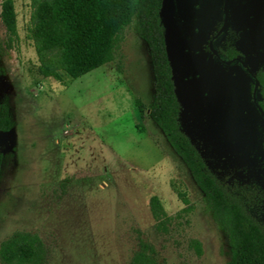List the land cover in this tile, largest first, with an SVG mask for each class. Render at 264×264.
<instances>
[{"label":"rangeland","instance_id":"rangeland-1","mask_svg":"<svg viewBox=\"0 0 264 264\" xmlns=\"http://www.w3.org/2000/svg\"><path fill=\"white\" fill-rule=\"evenodd\" d=\"M14 2L19 39L4 55L0 76V101L10 97L14 121L0 145L12 156L0 182V247L24 234L41 248L40 264H131L143 242L158 264H225L226 235L191 172L149 110L138 116L135 98L149 105L154 72L135 24L122 32L113 61L63 83L37 72L26 36L31 0ZM0 38H6L1 19ZM228 101L220 94L190 125L201 128L203 146L222 143L232 147L224 150L229 154L242 141L230 138L241 120H233ZM233 152L209 158L223 166L216 174L229 182L255 174L264 186L262 166L244 155L238 165L239 150ZM178 191L187 192L190 207ZM152 196L167 213L164 223L152 214Z\"/></svg>","mask_w":264,"mask_h":264},{"label":"trees","instance_id":"trees-1","mask_svg":"<svg viewBox=\"0 0 264 264\" xmlns=\"http://www.w3.org/2000/svg\"><path fill=\"white\" fill-rule=\"evenodd\" d=\"M162 1L31 0L26 36L34 44L37 72L64 83L66 76L77 79L104 66L114 60L124 29L135 24L139 36L148 45L154 72V95L149 105L141 97L135 98L138 116L143 119L149 110V118L191 172L214 221L226 235L229 252L225 264H264V188L256 182L221 179L182 130L181 106L175 94L160 18ZM0 19L6 28V38H0L1 76L6 72L2 59L19 39L14 0L0 1ZM237 38L230 31L227 57L241 56L234 45ZM257 77L263 97L260 105L264 109V69H260ZM13 126L12 100L5 96L0 101V130L7 132ZM11 162L10 154L0 153V182ZM178 194L189 206L187 192L178 191ZM150 208L160 223L168 219L157 196L151 197ZM152 253V247L142 242L131 264H158ZM0 258L4 264H40L42 251L35 240L17 234L2 243Z\"/></svg>","mask_w":264,"mask_h":264},{"label":"water","instance_id":"water-1","mask_svg":"<svg viewBox=\"0 0 264 264\" xmlns=\"http://www.w3.org/2000/svg\"><path fill=\"white\" fill-rule=\"evenodd\" d=\"M160 18L175 94L181 106L179 121L183 132L214 172V168L223 166L213 165L209 158L216 154L232 156L237 150L238 165L243 155L247 163L257 165L264 159V109L260 105L263 97L257 77L264 69V0H163ZM219 23L218 33L225 35L232 29L238 35L235 47L241 56L236 62H222L215 57L217 51L209 40ZM208 43L212 52L206 50ZM230 84L234 87V99L231 105L227 103L228 110L241 120L240 127L231 130L230 138L242 141V145L228 154L224 150L232 147L222 143L203 146L198 141H205L201 128L190 122L198 120L200 111L223 95L225 86L230 88ZM10 131L0 130V145L3 133Z\"/></svg>","mask_w":264,"mask_h":264},{"label":"flooded vegetation","instance_id":"flooded-vegetation-1","mask_svg":"<svg viewBox=\"0 0 264 264\" xmlns=\"http://www.w3.org/2000/svg\"><path fill=\"white\" fill-rule=\"evenodd\" d=\"M220 27H221V23H219L217 25V30L215 32H213V34H212V36H211V38L209 40V43L212 42L213 47L217 51V55H215V57H216L217 60H220L222 62H225V61H228V60H233L234 62H236L237 61L236 55H234L232 57H227L225 55V51H226V48H227V42H228V39H229L230 31H233V30L232 29H229L228 32H227V34L224 35L223 33H218ZM236 35H237V33H236ZM236 40H235V42H236ZM235 42H234V45H235ZM209 43L206 46V50H208V51H210ZM210 52H212V51H210ZM223 64L226 67L228 66L226 63H223ZM226 87L227 86H225V88L223 90V95L227 96V98L229 99L228 104L231 105V103H232V101L234 99V89H233L234 87L231 84H230V88H226ZM260 89L261 88L259 86V89L258 90H260ZM251 92H252V95H253L254 94V85L253 84L251 86ZM257 93H258V91L256 92V95H257ZM225 106L226 105H224V107ZM229 109H230V106H229ZM229 113L232 116L233 120L237 122L238 117H236V115H233L230 110H229ZM235 125H236V123H235ZM230 130H232V129H230ZM258 164L262 166L260 169H264V159L263 160H260ZM252 166H254V165H252ZM250 169H252V168L246 169L247 170L246 171L247 174L250 171ZM263 176L264 175H262V176L259 175V181L260 182H261ZM257 177H258V175H257ZM257 177L255 176V174H254V176H245L244 178H246V179H244V182L245 183H253V182H256L254 179H257ZM256 183H258V182H256ZM258 184H260V183H258ZM260 185H262V184H260ZM262 187L264 188V186H262Z\"/></svg>","mask_w":264,"mask_h":264}]
</instances>
